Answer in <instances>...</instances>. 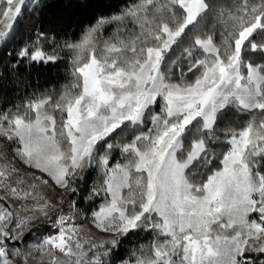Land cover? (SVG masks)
<instances>
[{"label": "snow or ice", "instance_id": "6c2138e0", "mask_svg": "<svg viewBox=\"0 0 264 264\" xmlns=\"http://www.w3.org/2000/svg\"><path fill=\"white\" fill-rule=\"evenodd\" d=\"M49 7L0 0V83L66 62L0 105V264H264V0Z\"/></svg>", "mask_w": 264, "mask_h": 264}, {"label": "trees", "instance_id": "16d2710c", "mask_svg": "<svg viewBox=\"0 0 264 264\" xmlns=\"http://www.w3.org/2000/svg\"><path fill=\"white\" fill-rule=\"evenodd\" d=\"M50 7L46 9L44 18L46 24H55L56 32L62 36L65 33L78 37L79 33L86 24L94 21L101 14H108L116 10L119 0H49ZM26 24H31L26 20ZM22 35H27L21 29ZM21 36L13 42L7 49H0V71L13 57L8 56L7 52H14ZM66 62H61L59 67L52 66L50 71L33 70L27 76L25 85H18L13 82V78L6 77L0 83V105L10 106L18 103L26 94L32 92L58 90L60 85L65 82ZM88 183L95 179L94 174L88 176ZM150 237H145L141 242H146Z\"/></svg>", "mask_w": 264, "mask_h": 264}]
</instances>
